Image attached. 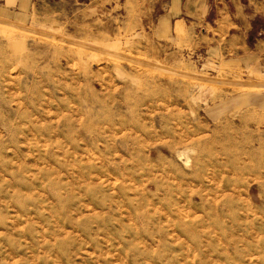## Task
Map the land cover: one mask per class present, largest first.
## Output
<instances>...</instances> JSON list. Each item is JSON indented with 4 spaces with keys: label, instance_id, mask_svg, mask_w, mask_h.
Masks as SVG:
<instances>
[{
    "label": "rangeland",
    "instance_id": "1",
    "mask_svg": "<svg viewBox=\"0 0 264 264\" xmlns=\"http://www.w3.org/2000/svg\"><path fill=\"white\" fill-rule=\"evenodd\" d=\"M191 3L0 0V264H264L263 23Z\"/></svg>",
    "mask_w": 264,
    "mask_h": 264
},
{
    "label": "crops",
    "instance_id": "2",
    "mask_svg": "<svg viewBox=\"0 0 264 264\" xmlns=\"http://www.w3.org/2000/svg\"><path fill=\"white\" fill-rule=\"evenodd\" d=\"M181 10H189L191 0H179ZM203 7L201 21L202 33L206 37L220 40L219 35L226 34L225 40L239 43L243 47L247 32L252 29L253 21L259 18L263 28L261 35L254 40L255 48L264 52V0H200ZM194 3V0H193ZM197 0H195V3ZM187 6V7H186ZM187 8V9H186ZM194 11L197 9L195 7ZM192 8V10H193ZM213 10V15L210 11ZM189 33L191 26L185 21L180 23ZM195 29V25L192 27Z\"/></svg>",
    "mask_w": 264,
    "mask_h": 264
}]
</instances>
